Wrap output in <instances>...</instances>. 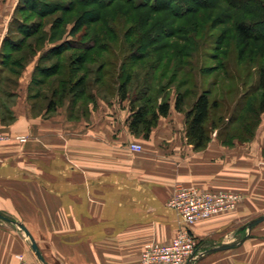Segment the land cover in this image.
Here are the masks:
<instances>
[{
    "label": "crops",
    "instance_id": "obj_1",
    "mask_svg": "<svg viewBox=\"0 0 264 264\" xmlns=\"http://www.w3.org/2000/svg\"><path fill=\"white\" fill-rule=\"evenodd\" d=\"M18 1L0 0V51ZM34 66L11 83L0 80V264H16V254L39 262L17 223L46 264H140L144 243H168L180 228L168 205L177 185L243 194L236 209L192 226L190 264H264V249L246 247L247 239L209 250L235 238L244 217L264 206L258 138L228 144L213 133L195 148L186 135L187 107L177 110L173 98L148 136L131 130L130 107L115 93L71 117L67 100L48 109L29 91Z\"/></svg>",
    "mask_w": 264,
    "mask_h": 264
},
{
    "label": "rangeland",
    "instance_id": "obj_2",
    "mask_svg": "<svg viewBox=\"0 0 264 264\" xmlns=\"http://www.w3.org/2000/svg\"><path fill=\"white\" fill-rule=\"evenodd\" d=\"M22 1L19 0L18 2ZM43 1L47 5H53L55 2L58 5H70L72 2V0ZM158 1L160 4L159 11L151 16L153 19L148 22V27L145 28L148 30V40L153 41V43L151 42L148 48L141 50L138 48L130 50L128 43L127 51L122 54L118 50L119 41L125 40L124 33L135 25L130 20L124 23L127 16H131L130 14L126 15V11L130 9L126 0H103V4L100 6L90 4L85 0H78L80 4L75 12L66 13L65 10H58L56 13L42 16L33 11H27L25 13H14V16L19 21H25L28 24L30 22H41L43 25L42 33L47 38L50 34L52 37L56 36L53 40H45L43 47L30 57L29 65H35L38 58L53 46L63 44L61 46L63 48H60L62 51L65 48L64 44H67V47L70 48L62 51V54L52 55L50 59L41 62V66L44 67L52 62H57L62 66V70L66 67L65 62L70 56L85 53L86 49L94 44L92 37L94 30L98 29L103 34L108 28L118 29L121 26L118 40L109 39L102 44L100 42L99 46L97 45L89 53L90 56H93L97 50L104 55V58L106 57V60L101 59L103 55L96 61L89 58L83 65V71L86 69L90 71L81 72L85 74V80L87 82L91 80H118L116 78L117 74L122 70L120 64L124 65L122 71L125 73L130 72L127 77V80H130L128 83L129 93L125 100H120L115 95L119 102L125 101L128 107H130L131 100L134 105L145 103L143 99L134 100L137 99L138 92L144 87L151 89L148 94L152 97V102L148 106H155L161 101L163 95H166L168 99L174 98L177 91H186V100L189 103L197 93L208 89L210 99H216L218 103V106L210 114V120L216 123L214 132V128L210 127V135L216 133L222 140L231 139V136L237 135L241 131V122L234 119L239 114L240 107H242L245 100L260 95V90L257 91L256 89L258 69L264 67V40L257 45H252L240 57V46L234 28V20L237 15L245 14V11L253 10L256 12L257 4L262 3L263 5L264 0H174L172 3L178 6V10H183L179 15H176L169 8L170 4H167L166 0ZM133 2L140 5L146 4L147 0H134ZM150 2L154 3V0ZM187 5L188 9L186 8ZM80 10L89 13L83 21L80 17L77 18V13L81 12ZM144 10L141 9L139 12H144ZM99 12L101 13V20L94 22ZM131 13L134 14V12ZM109 19L112 21L108 23ZM82 22H84L83 25ZM159 23L160 25H158ZM160 26H163L164 29ZM262 28H264V24L257 27L261 35L264 36V32L261 31ZM39 35H41V31ZM6 36L12 41L24 38L21 31L16 30V24L14 23L9 24ZM33 37L35 35L32 38L24 39L33 42ZM129 38L133 39V35ZM82 45L84 48H81ZM104 45L105 47L109 46L111 51L98 48ZM106 50L108 49L106 48ZM10 51L11 48L9 47L4 49L1 52L0 60L2 54H4L3 52ZM130 64L133 66L129 69ZM98 68H101L99 73H97ZM39 77L41 80H56L57 78L56 75L42 78L41 74ZM0 80H8L10 83V80H14L7 68L1 65ZM92 93L95 97L110 98L115 93V86L92 83L87 94ZM241 95H244V97H241ZM219 117H221L220 120ZM257 121L250 139L255 137L260 140L261 153L264 155V114L259 115ZM263 215L264 206L257 208L252 215L245 216L242 229L238 228L235 238L227 236L230 239L227 243H238L245 238L247 239L246 247L264 249V221L253 225L251 228L247 226L250 221Z\"/></svg>",
    "mask_w": 264,
    "mask_h": 264
},
{
    "label": "trees",
    "instance_id": "obj_3",
    "mask_svg": "<svg viewBox=\"0 0 264 264\" xmlns=\"http://www.w3.org/2000/svg\"><path fill=\"white\" fill-rule=\"evenodd\" d=\"M90 4H98L99 6L103 4V0H85ZM134 0H126L130 9L126 11V15L130 14L131 16H127L126 21H132V24H135L133 28L131 27L129 31L125 32L124 35L125 40L119 41V52L120 54L125 53L127 51V46L129 43V49L138 48L139 50L148 48L153 41L148 40V30L147 24L153 19L151 16L155 14V12L159 11V1L154 0V3H151V0H147L146 4L136 5ZM169 8L175 12L176 15L181 14L183 11L178 10V6L173 4L174 0H166ZM75 2V3H74ZM80 4L78 0H72L71 4H60L55 2V4L47 5L43 0H23L22 2H18L15 8V14L18 12L25 13L27 11H33L37 15H50L52 13H56L58 10H65L66 13L75 12L77 6ZM188 5L186 6V8ZM145 9L144 12H139V10ZM188 9V8H187ZM185 10V9H184ZM256 12L253 10L245 11L243 15H237L234 20V28L236 32V36L240 46V57H242L252 45H257L262 40H264V36L261 35V32L258 31L257 27L262 26L264 24V4L262 3L256 6ZM81 12L77 13V18L85 19L86 15L89 13L84 12V10H80ZM99 11V10H98ZM89 12V11H88ZM131 12H134L131 13ZM45 13V14H43ZM249 14V15H247ZM82 16V17H81ZM97 18L94 22H99L101 20V13L99 12ZM109 21L112 20H108ZM11 24H16V30L21 31L24 38H32L35 35L34 41H26V39H21L17 41H12L8 36H5L1 42V52L6 48H11L10 52H3L0 65L4 68H7L8 72L12 74L14 80L18 75L21 74L25 66L28 64L30 57L36 54L41 47H43L45 40L50 39L53 40L56 36H51V34L47 36L42 33L43 25L41 22L35 23L30 22L28 24L25 21H19L16 16H13V19L10 22ZM84 22H82L83 25ZM123 23V24H124ZM160 25V23L158 24ZM121 27V26H120ZM114 29L108 28L106 32L104 31L101 34L98 29L94 30L92 37L94 40V44H92L89 48L86 49L85 53L77 54L75 56H70L65 62L66 67L63 68L57 62H52L47 67L41 66V62L45 59L48 60L52 57V55H60L65 49H69L67 44L65 48L61 51L60 48L62 45L53 46L49 50L45 51L37 60L31 75V82L29 85V91H33L35 97H41L47 100L48 109H52L57 105L63 103L64 100L68 101L69 115L71 117H75L79 113L86 114V106L95 100L94 94H87V91L90 85L93 84H101V85H114L115 86V94L118 96L120 100H125L129 93L128 83L130 80H127V77L130 72L125 73L122 66V70L117 74L118 80H91L87 82L85 80V74H82L84 71L89 72L90 70L86 69L83 71V65L89 60L96 61L103 55L102 53L95 51V55L90 56L89 53L92 52L96 46L102 43H106L109 39L118 40L119 32L122 28ZM150 27V26H149ZM163 28V26H160ZM41 31V35H39ZM262 33L264 32V28L261 29ZM107 33V34H106ZM133 35V39L129 38ZM105 37V38H104ZM107 38V39H106ZM127 38V39H126ZM83 44V43H82ZM78 47V46H75ZM81 48H84L82 45ZM100 50L111 51L109 46H100L98 47ZM106 48L108 50H106ZM132 52V51H131ZM103 61L106 60L104 55L101 57ZM123 62V61H122ZM113 65V64H111ZM133 65L130 64L128 68L130 69ZM101 68H98V72H100ZM83 71V72H82ZM82 72V73H81ZM122 73V74H121ZM40 74L42 78L50 77L52 75H56V80H41ZM100 75V74H99ZM100 77V76H98ZM257 91L260 90V95L258 97L252 96L245 100L240 107L239 114L234 118L235 120H239L241 122V131L239 134L231 136L229 140H222L224 143L231 144L234 139L238 140H248L253 135V128L257 125V120L259 119V115L264 114V67H260L258 69V79H257ZM149 90L147 87L141 89L139 94L136 96L137 99L134 100H142L145 103L140 105L132 104V100L130 103V128L134 132H141L144 136H148L150 129L156 124L157 119L160 115H166L170 108V99L166 98V95H163L161 101H159L155 106H148L152 102V97L148 94ZM161 93V92H160ZM186 91H177L175 92L173 102L174 107L177 110H182L185 106L187 107L185 111V120L187 124L186 135L188 140L194 145L195 148L203 147L210 137L211 128H216V123L210 120L211 111L218 106L217 100H211L209 97V90H202L196 94V96L188 103L186 100ZM241 97H244V95ZM241 99V98H240ZM80 100V102H79ZM133 100V101H134ZM221 117H219V120ZM210 120V121H209ZM218 120V121H219ZM257 121V122H256ZM210 126H209V124ZM211 127V128H210ZM210 128V129H209Z\"/></svg>",
    "mask_w": 264,
    "mask_h": 264
},
{
    "label": "built area",
    "instance_id": "obj_4",
    "mask_svg": "<svg viewBox=\"0 0 264 264\" xmlns=\"http://www.w3.org/2000/svg\"><path fill=\"white\" fill-rule=\"evenodd\" d=\"M5 138L0 132V143ZM15 138L26 141L23 135ZM129 147L136 151L142 149L138 142H131ZM242 199L243 194L239 191L203 190L194 185H177L168 205L176 211L180 228L168 243H144L140 264H185L191 256L195 257L197 242L192 226L200 220L236 209ZM16 258V264H41L27 260L22 254H16Z\"/></svg>",
    "mask_w": 264,
    "mask_h": 264
},
{
    "label": "water",
    "instance_id": "obj_5",
    "mask_svg": "<svg viewBox=\"0 0 264 264\" xmlns=\"http://www.w3.org/2000/svg\"><path fill=\"white\" fill-rule=\"evenodd\" d=\"M0 216L3 217L1 214H0ZM262 220H264V215L261 216V217H259V218H257V219H254V220L250 221V222L247 224V226H248L249 228H251L253 225L259 223V222L262 221ZM17 225L19 226V228H20V229L24 232V234L26 235V237H27V239H28V241H29V243H30V246H31L32 250L34 251V253L36 254V256H37L39 262H40L41 264H46V263L44 262V260H43V257H42V255H41V253H40V251H39V249H38L36 243H35V240H34L33 237L31 236V234L29 233V231L25 228V226H24L23 224L17 223ZM243 239H245V238H243ZM243 239L240 240V242H242ZM240 242H238V243H240ZM238 243H223V244H220V245H218V246H214V247L210 248L209 250H221V249H227V248H231V247L236 246ZM193 258H194V257L191 256V257L186 261L185 264H190V262H191V260H192Z\"/></svg>",
    "mask_w": 264,
    "mask_h": 264
}]
</instances>
